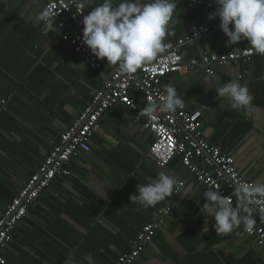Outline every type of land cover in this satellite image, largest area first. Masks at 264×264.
<instances>
[{
  "label": "crops",
  "instance_id": "0c3cea01",
  "mask_svg": "<svg viewBox=\"0 0 264 264\" xmlns=\"http://www.w3.org/2000/svg\"><path fill=\"white\" fill-rule=\"evenodd\" d=\"M83 2L91 4L86 7L90 13L103 0ZM42 12L36 0H0V218L101 87L99 72L56 46V31L46 34L47 25L36 20ZM209 13L177 5L164 43L217 24ZM246 47V40L229 45L224 33L213 31L185 42L181 54L197 59ZM112 70L105 59L103 73ZM211 70L165 76L161 87H175L188 110L201 112L204 139L231 155L242 176L264 183V57L212 65ZM233 80L246 84L253 96L245 109H232L228 98L216 94V88ZM132 95L143 100L139 92ZM152 140L126 107L106 111L91 138V152L72 158L70 177L53 181L16 226L6 264H87L89 254L93 264H115L154 212L170 205L171 215L133 264H264V253L242 225L228 235L215 232L214 220L200 211L206 190L178 158L158 168L149 155ZM161 171L185 183L180 194L148 208L131 202L137 186L157 179Z\"/></svg>",
  "mask_w": 264,
  "mask_h": 264
},
{
  "label": "built area",
  "instance_id": "2783aa9c",
  "mask_svg": "<svg viewBox=\"0 0 264 264\" xmlns=\"http://www.w3.org/2000/svg\"><path fill=\"white\" fill-rule=\"evenodd\" d=\"M36 1L43 4V12L47 11L49 16H54L51 19L55 29H58L55 45L64 46L73 54L79 55L86 68L101 74L102 82L85 110L61 133L58 144L45 156L37 170L6 206L0 218V264H6L4 255L13 240V232L18 223L29 216L34 202L53 181L70 177L68 164L72 158L91 152V138L98 130L100 120L106 111L116 106L126 107L134 120L141 122L143 130L153 138L149 155L158 168H165L178 158L183 168L200 186L206 191L218 186L223 196H229L233 186L238 183H253L240 174L231 155L221 152L219 147L204 139L201 131L202 114L199 110H188L184 103L183 108L172 114L158 113L155 117H148L140 112L148 102L159 100L164 94L161 79L165 76L185 75L199 67L204 68L205 73L212 74V65L247 64L255 56H264L257 55L251 47H246L222 55L209 54L197 59H184L181 54L182 45L201 36L210 37L213 31L222 32L218 22L212 26H204L176 43L165 44L164 51L136 73H121L118 65H113L112 72L104 74L103 63L106 58H97L82 42V19L89 12L86 8L78 12L81 0ZM177 5L208 12H214L216 8L214 0H177ZM42 22L46 24L44 20ZM132 92L143 94V100L132 95ZM184 186L183 181L179 182L176 186L179 192L172 195L177 197ZM233 203L235 205L234 198ZM252 207V214L256 219L255 229L251 234L245 230L244 232L254 239L256 248L264 253V203L254 204ZM171 213V205L157 209L151 221L143 225L136 235L131 250L120 255L115 264H133L152 242L165 217Z\"/></svg>",
  "mask_w": 264,
  "mask_h": 264
},
{
  "label": "clouds",
  "instance_id": "9594fccd",
  "mask_svg": "<svg viewBox=\"0 0 264 264\" xmlns=\"http://www.w3.org/2000/svg\"><path fill=\"white\" fill-rule=\"evenodd\" d=\"M214 3L215 11L209 13L208 19H219V28L227 37V44L246 40L255 54L264 56V0H214ZM89 5L81 0L80 11H77L82 12ZM176 7L177 0H148L146 3L142 0H119L118 3L103 0L83 16L82 42L97 58H106L108 64L118 65L121 73H136L164 51L170 24L175 22ZM52 17L45 11L36 18L37 22L45 21L46 34L58 32L53 28ZM215 91L218 97L228 98L234 110L247 108L253 100L248 86L235 80ZM183 107L184 99L175 87L166 86L159 100L148 102L140 114L155 117L158 113H175ZM178 183L176 176L161 171L157 179L138 185V195L131 196L130 200L142 208L155 206L179 192ZM219 190L217 186L203 193L206 202L200 208L201 213L214 220L217 234L228 235L241 225L251 234L256 225L252 206L264 203V183H238L229 196L221 195ZM85 260L93 264L90 254Z\"/></svg>",
  "mask_w": 264,
  "mask_h": 264
}]
</instances>
